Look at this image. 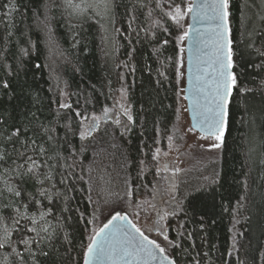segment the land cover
I'll use <instances>...</instances> for the list:
<instances>
[{
    "label": "trees",
    "instance_id": "trees-1",
    "mask_svg": "<svg viewBox=\"0 0 264 264\" xmlns=\"http://www.w3.org/2000/svg\"><path fill=\"white\" fill-rule=\"evenodd\" d=\"M172 3L114 0L110 13L89 10L81 17L70 15L63 0H0V134L20 130L18 142L0 139V147L46 164L39 171L52 177L43 185L29 180L18 198L4 183L17 185L15 171L5 174L7 165H0V208L11 206L0 213V235L7 228L12 238L0 249V264L5 257L7 264H83L95 231L116 212L134 223L143 195L166 220L159 242L144 234L174 264H264V5L230 0L238 85L229 97L223 144L213 161L173 173L167 189L155 171V151L178 137L185 32V14L179 26L165 15L174 12ZM174 3L186 13L188 0ZM253 28L258 35L245 34ZM119 92L128 116L122 123L100 121L81 139L83 121L111 108ZM172 188L174 197L167 194ZM28 197L40 204L27 215L50 209L54 233L30 245L31 252L17 230L26 239L39 237L27 231L30 220L15 213Z\"/></svg>",
    "mask_w": 264,
    "mask_h": 264
},
{
    "label": "snow or ice",
    "instance_id": "snow-or-ice-1",
    "mask_svg": "<svg viewBox=\"0 0 264 264\" xmlns=\"http://www.w3.org/2000/svg\"><path fill=\"white\" fill-rule=\"evenodd\" d=\"M56 0H53L55 3ZM114 0H93L92 3H88L87 0H81V3H75L74 0H63V7L70 9V15H76L81 17H87L89 10L95 11L98 7L102 6L104 14H108L112 10ZM59 6V5H57ZM229 6L230 0H212L210 5L213 22L211 32L213 34V53L211 57L204 61L207 67H204L202 75L198 76L200 83L199 91L203 93L205 104L203 105L204 111L202 113L204 120V126L201 131L207 132L209 136L214 137L217 141L213 145L215 148L221 147L224 140V134L227 125L228 118V103L229 97L232 93V89L238 85V77L233 71L236 67L233 61V41L230 38V24H229ZM48 7V5H45ZM157 7H160L159 2ZM170 7L174 8L173 11L165 13L177 26L180 25V21L184 16V11L179 5L173 3ZM203 5H198L195 0L187 6V12L193 13L194 18L201 14ZM99 11H96V15H100ZM259 15V14H258ZM260 19L264 21V15H260ZM246 35H258L259 33L253 28L251 33L245 32ZM188 33L185 32L180 37L183 40ZM166 43V41H165ZM264 55V53H260ZM7 87V85H5ZM68 105L62 104L61 107H67ZM107 109H105V115H107ZM79 116L80 114L77 113ZM131 120V116L128 117ZM98 118H94V121ZM119 121H117L118 123ZM96 127L93 124V128ZM20 130L13 131L10 135L0 134V139L3 143L15 144L18 142ZM88 132H81V139H86ZM52 138L49 137V140ZM22 143V142H21ZM35 145V141L32 142ZM46 153V149L43 146H39V155L43 156ZM17 159H23V164H16ZM30 162V164H29ZM25 164L28 167L25 168ZM0 165H7L4 169L5 174L11 171H15L17 185H9L8 181H4L6 185V191L11 193L15 197H21L24 192L23 185L29 180L34 181L36 184L43 185L45 181L51 180V175L39 171L41 167L47 165H41L32 156H26V153L16 149L15 147L9 151L7 148L0 147ZM13 165L15 168L13 169ZM63 183V181H61ZM40 196H45L46 193L42 189L39 192ZM3 196V192H0V197ZM40 204V201L35 197H28L27 202L23 203L21 207L24 211H21V207L15 208V213L20 217L29 219L31 227L27 229L28 232L35 233L36 237H39V241L34 239H26L23 229H18L17 240L20 244L25 246V249L31 252L30 245L33 243L45 242L53 239L54 233L50 231L52 227L46 217L51 215V210L39 211V214L27 215V211L30 207H35ZM10 205H3L0 208V213L4 209H10ZM163 218V217H161ZM122 220L126 221V224L130 226V229L123 225L114 224V221ZM14 223L18 224L19 220H15ZM137 234L139 238H137ZM121 236L123 238H121ZM164 240L167 241V235H164ZM12 243L11 233L7 228L3 229V234L0 235V249L5 248L6 245ZM154 249H158L160 253H164L165 249L160 246L155 240H149L144 234L141 228L136 224L128 220L127 215H122L120 212H116L111 219L101 228L95 231L91 237L90 243L87 245V251L85 253V264H91L93 260H107L110 264H148L149 259H156ZM12 252L17 256L21 254L16 251L15 248ZM41 254L47 257L48 252L41 250ZM167 259V257H165ZM3 264H7V258L5 257ZM169 264L174 262L169 261Z\"/></svg>",
    "mask_w": 264,
    "mask_h": 264
},
{
    "label": "rangeland",
    "instance_id": "rangeland-1",
    "mask_svg": "<svg viewBox=\"0 0 264 264\" xmlns=\"http://www.w3.org/2000/svg\"><path fill=\"white\" fill-rule=\"evenodd\" d=\"M191 1L192 0H188L187 6L191 3ZM87 2L92 3L93 0H87ZM261 2L264 5V0H261ZM96 11H98V9H96ZM99 11L101 15H104L102 6H100ZM188 14L189 13L186 11L184 19L185 32L189 19ZM184 42L185 38L180 41L181 56L179 65V91L181 98L179 101V117L177 126L178 137L172 136L165 148L157 147L155 151V171L164 177V180L161 181V185H163L164 188H167L168 183L176 180L173 173L187 171L191 168H200V166L213 161V159L218 156L220 148L213 147V145L217 143L214 137L201 136L190 128L186 104L183 99L185 64ZM107 110V115H105L104 111L99 115L90 117L85 122L83 121L81 132H88V135H90L96 128H93V124L97 126L100 121L106 119L122 123L124 118H126L129 114V106L125 93H117L114 98L113 106ZM94 118L98 119L94 121ZM167 194L174 197L175 191L172 188L167 192ZM139 201L140 203H138L136 214L132 213L131 215L132 220L134 224L141 228L144 233L152 235L153 238L159 242L157 234L165 231L166 220L160 213H156L155 209L151 207V200H148L147 196L143 195Z\"/></svg>",
    "mask_w": 264,
    "mask_h": 264
},
{
    "label": "water",
    "instance_id": "water-1",
    "mask_svg": "<svg viewBox=\"0 0 264 264\" xmlns=\"http://www.w3.org/2000/svg\"><path fill=\"white\" fill-rule=\"evenodd\" d=\"M192 2V1H191ZM198 5H203L201 14L194 18L193 13H189L184 42V88L183 99L186 104L187 116L190 128L204 137H211L207 132L201 131L204 126L202 115L206 103L203 93L199 91L200 83L198 76L202 75V69L207 67L204 61H207L213 53V34L211 28L214 26L212 20V11L210 5L212 0H195ZM114 224L123 225L130 229L126 221L117 220ZM121 238H123L121 236ZM137 238H139L137 234ZM156 259H149L148 264H169V258L165 259V255L160 253L158 249H154ZM83 264H85V259ZM91 264H110L107 260H93Z\"/></svg>",
    "mask_w": 264,
    "mask_h": 264
}]
</instances>
